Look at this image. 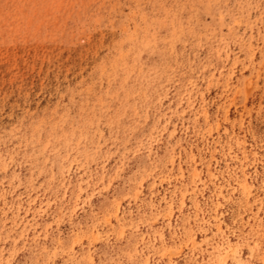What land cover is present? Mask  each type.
I'll return each mask as SVG.
<instances>
[{"label":"rangeland","instance_id":"obj_1","mask_svg":"<svg viewBox=\"0 0 264 264\" xmlns=\"http://www.w3.org/2000/svg\"><path fill=\"white\" fill-rule=\"evenodd\" d=\"M0 264H264V0H0Z\"/></svg>","mask_w":264,"mask_h":264}]
</instances>
